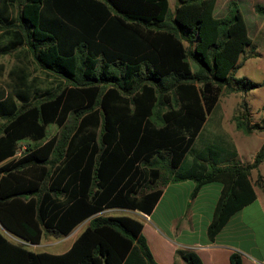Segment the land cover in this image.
Segmentation results:
<instances>
[{
	"label": "trees",
	"instance_id": "1",
	"mask_svg": "<svg viewBox=\"0 0 264 264\" xmlns=\"http://www.w3.org/2000/svg\"><path fill=\"white\" fill-rule=\"evenodd\" d=\"M213 4L175 0L169 11L167 0H0V54L24 48L56 79L39 90L23 66L7 72L9 89L0 92V225L37 243L44 232L63 235L88 218L58 254L34 253L0 231V264H154L138 219L96 213H148L170 180L191 179V196L203 183L222 184L209 240L254 200L260 175L255 183L250 173L264 157V140L246 163L233 151L191 148L221 91L246 93L262 84L235 76L245 51H254L238 5L229 0L217 17ZM253 7L264 15V4ZM240 108L237 129L264 130V117L250 123ZM49 124L60 129L47 137ZM175 253L185 264H202L193 251ZM229 264H241L237 252Z\"/></svg>",
	"mask_w": 264,
	"mask_h": 264
},
{
	"label": "crops",
	"instance_id": "2",
	"mask_svg": "<svg viewBox=\"0 0 264 264\" xmlns=\"http://www.w3.org/2000/svg\"><path fill=\"white\" fill-rule=\"evenodd\" d=\"M228 1L214 0L213 15L223 16L226 13ZM234 1L244 18L249 35L246 14L250 22L255 23L257 13L253 6L261 0ZM167 4L168 10L172 11L175 0H167ZM233 152L236 154V150ZM148 171L147 168L146 177L152 178ZM250 180L254 181V179ZM193 186L194 182L191 179L167 181L161 187L148 213L111 207L96 214H126L138 219L141 222V234L154 264H185L176 255V250L193 251L202 264H229L231 252H237L240 255L241 264H264V196L259 193L258 189L253 187L254 200L231 214L213 239L209 240L206 229L222 184L219 181L203 183L191 196ZM87 223L88 218H85L63 235L44 232L37 243L25 242L7 232L1 225L0 231L12 243H22L26 248L29 244L33 245L34 249H28L34 253L58 254L71 246Z\"/></svg>",
	"mask_w": 264,
	"mask_h": 264
},
{
	"label": "rangeland",
	"instance_id": "3",
	"mask_svg": "<svg viewBox=\"0 0 264 264\" xmlns=\"http://www.w3.org/2000/svg\"><path fill=\"white\" fill-rule=\"evenodd\" d=\"M259 4H264V0H261ZM9 12L11 15H14V5L9 7ZM246 15L249 36L254 45V51L252 53L248 49L245 51L243 58L241 57L239 60L241 65L236 70L235 76H245L252 81L262 84L246 93L221 91L212 111L207 116L202 130L194 139L191 146L193 150L200 149L205 145L220 148L222 152L236 150L237 156H235V159L243 163L252 160L255 152L264 140V130L244 132L235 127L233 120L236 113L241 110L240 107L244 105L245 110L243 113L250 123H259L264 117V15L257 13L254 19L255 23L250 22L248 14ZM1 35L2 33L0 32ZM0 42H4L3 37H0ZM13 66H23L28 77L35 81L32 82L39 87V90L54 85L56 82V79L52 76H47L45 72L35 65L28 51L20 47L10 53L0 54V92L3 94L9 89L7 85L11 80L7 72ZM59 129L55 124L47 125L46 136L50 137L57 134ZM27 143L28 140H23L19 142L18 147L26 146ZM189 160L190 154L187 153L185 161L188 162ZM257 174L260 175V184L255 185V187L264 196V157L258 165L257 170H251L250 179H254L255 183H257V180H255ZM27 247L35 248L30 244Z\"/></svg>",
	"mask_w": 264,
	"mask_h": 264
},
{
	"label": "built area",
	"instance_id": "4",
	"mask_svg": "<svg viewBox=\"0 0 264 264\" xmlns=\"http://www.w3.org/2000/svg\"><path fill=\"white\" fill-rule=\"evenodd\" d=\"M22 149H23V147H18L16 149L15 155L18 156L21 153Z\"/></svg>",
	"mask_w": 264,
	"mask_h": 264
}]
</instances>
